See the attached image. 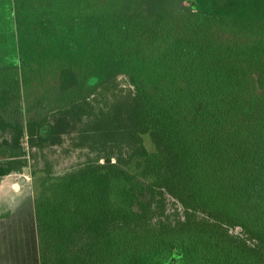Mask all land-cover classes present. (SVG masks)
Instances as JSON below:
<instances>
[{
    "label": "trees",
    "instance_id": "16d2710c",
    "mask_svg": "<svg viewBox=\"0 0 264 264\" xmlns=\"http://www.w3.org/2000/svg\"><path fill=\"white\" fill-rule=\"evenodd\" d=\"M44 2L28 39L0 0V179L33 150L96 158L31 171L38 264H264V30L192 0Z\"/></svg>",
    "mask_w": 264,
    "mask_h": 264
},
{
    "label": "rangeland",
    "instance_id": "374dc122",
    "mask_svg": "<svg viewBox=\"0 0 264 264\" xmlns=\"http://www.w3.org/2000/svg\"><path fill=\"white\" fill-rule=\"evenodd\" d=\"M44 1H77V0H11L14 20L28 39L31 31H27V24H33L41 13ZM86 1V0H82ZM93 1L91 10L96 7H104L105 11H128L127 4L119 7L118 1L124 0H88ZM98 1V2H96ZM142 12L159 13L165 4L171 7L188 6L191 0H139ZM201 8L209 14L218 16H230L231 25L257 24L264 30V0H195ZM41 4V7H40ZM166 5V6H167ZM94 10V9H93ZM237 26V25H236ZM227 29L221 30L224 36ZM224 33V34H223ZM112 91L107 90L104 95L107 100L128 97L132 87L124 76H118ZM101 101H106L104 97ZM66 151V152H65ZM59 147H48L43 150H33L28 158V166L20 172L12 173L0 179V264H38V241L36 234L34 193L31 185V171L44 169L51 175H61L73 170L86 160L96 158V155L86 150L68 149ZM161 207L157 215L170 222L182 219L183 209L181 205L171 196L164 194ZM197 218H204L200 213ZM230 235L247 240L248 244L253 241L239 227H227Z\"/></svg>",
    "mask_w": 264,
    "mask_h": 264
},
{
    "label": "flooded vegetation",
    "instance_id": "af4514ba",
    "mask_svg": "<svg viewBox=\"0 0 264 264\" xmlns=\"http://www.w3.org/2000/svg\"><path fill=\"white\" fill-rule=\"evenodd\" d=\"M184 1H187V0H184ZM192 1H195V0H192Z\"/></svg>",
    "mask_w": 264,
    "mask_h": 264
},
{
    "label": "crops",
    "instance_id": "0c3cea01",
    "mask_svg": "<svg viewBox=\"0 0 264 264\" xmlns=\"http://www.w3.org/2000/svg\"><path fill=\"white\" fill-rule=\"evenodd\" d=\"M9 175H11V174H9ZM8 176V175H7ZM6 177V176H5Z\"/></svg>",
    "mask_w": 264,
    "mask_h": 264
}]
</instances>
